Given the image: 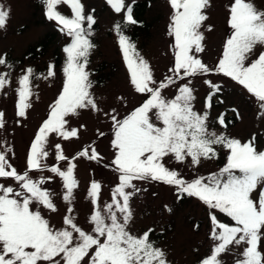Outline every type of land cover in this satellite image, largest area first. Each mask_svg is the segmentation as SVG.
Segmentation results:
<instances>
[{"label": "snow or ice", "instance_id": "6c2138e0", "mask_svg": "<svg viewBox=\"0 0 264 264\" xmlns=\"http://www.w3.org/2000/svg\"><path fill=\"white\" fill-rule=\"evenodd\" d=\"M45 16L54 21L70 38L63 48V86L50 105L47 118L39 126L26 156V169L18 171L8 159L11 148L0 151V180L11 179L16 187L0 183V264H168L165 253L152 242L148 231L133 235L128 225L132 219L130 199L139 189L134 181H157L173 186L180 194L194 197L209 209L210 237L214 242L199 264H222L220 257L230 246H244L236 264H264L258 249L264 241V151L258 150L255 137L247 142L209 130V109L220 86L211 80L204 83L210 93L202 111L195 110L192 77L222 74L254 98L260 118L264 119V11L250 0H233L228 8L230 34L214 68L206 65L199 54L204 51L201 28L208 19L205 10L209 0H169L172 13L168 34L173 37L174 63L171 75L157 81L150 65L136 51L134 43L124 34L126 26L136 25L133 9L125 0H106L117 14L123 12V23L114 25L118 45L127 67L130 84L145 100L122 119L112 115L115 150L111 164L115 166L118 184L112 191L111 203L101 208V185L93 181L88 189L92 212L88 218L90 231L75 222L69 206L62 227L55 228L40 209L57 211L52 193L43 187L45 177L33 179L32 172H50L62 181V199L71 205L78 182L76 165L64 154L60 144L55 147V160L67 162L66 169L43 163L49 152V138H78V130L69 127L68 117L81 110L100 111L92 93L93 81L87 70L94 44L91 41L93 15L87 14L81 0H42ZM66 5L70 15L57 10ZM9 11L0 6V29L6 27ZM210 30V29H209ZM259 46L260 50L256 49ZM255 56L254 59H250ZM0 66L11 67L0 57ZM48 66L43 79L55 76ZM36 78L27 68L18 79L16 115L24 117L30 107L31 83ZM186 83H178L185 81ZM9 83L7 74H0V90ZM175 88L173 97L166 89ZM226 117L220 114L217 123L226 128ZM4 113L0 112V128ZM217 147L227 150L226 163L218 172L196 176L191 180L168 168L164 163L171 156L177 163L190 158L192 166L203 159L217 157ZM78 157L98 160L94 147L85 148ZM74 157L73 159H75ZM47 179H52L48 177ZM132 189V191H127ZM36 205V210H33ZM216 213L229 218L222 222Z\"/></svg>", "mask_w": 264, "mask_h": 264}, {"label": "rangeland", "instance_id": "374dc122", "mask_svg": "<svg viewBox=\"0 0 264 264\" xmlns=\"http://www.w3.org/2000/svg\"><path fill=\"white\" fill-rule=\"evenodd\" d=\"M87 14L93 15L91 41L94 48L89 56L87 70L93 81L91 93L100 109L81 110L79 115L68 117L69 127L78 130V138L64 140L56 135L49 138L48 158L43 161L49 167L59 166L66 169L67 162L55 160V145L60 144L64 154L76 165L74 176L78 187L74 190L71 205L62 199L64 189L59 177L50 172H32L35 180L45 177L44 188L52 193L57 211L41 208L40 211L51 226L62 227L63 217L68 214L70 206L75 222L85 231H90L88 218L92 204L88 197L90 184L95 181L101 185L99 206L111 203L112 191L118 184V173L111 164L115 150L111 146L114 138L112 115L122 119L131 110L139 106L145 96L134 91L130 84L129 73L118 45L114 25L123 23V12L117 14L106 0H81ZM233 0H209L205 13L208 19L201 31L204 34V51L199 54L202 61L214 68L222 52V46L230 28L227 25L228 8ZM260 11H264V0H250ZM133 7L143 3L144 6L133 10L134 19L141 20L142 25L124 28V34L134 43L136 51L151 67L157 81L171 75L168 71L174 63L173 37L168 34L172 9L169 0H125ZM0 6L9 11L6 27L0 29V57L6 59L11 67L0 66V74H7L9 83L0 90V112L4 113V127L0 128V151L11 148L8 159L18 170L26 169V156L31 141L39 126L47 118L50 105L55 101L63 86V67L66 56L63 48L70 43V38L62 33L54 21L45 16L42 0H0ZM57 10L70 15L66 5H58ZM210 29V30H209ZM260 50L259 46L256 51ZM255 56L250 59H254ZM54 67L55 76L48 79V66ZM27 68L33 69L35 77L31 83L32 96L26 115H16L18 100V79ZM191 87L196 97L195 110L202 111L205 98L210 89L204 83L211 80L220 86V91L212 99L209 111V130L224 133L230 138L247 142L255 137L258 150L264 151V119L260 118L258 105L242 86L222 74L211 73L207 76L190 78ZM180 81L178 83H186ZM166 97H173L175 88L164 90ZM224 114L225 122L233 121L231 127H221L217 117ZM94 147L99 154L98 160L78 157V153ZM76 157L75 159H73ZM227 150L217 147V157L203 159L198 166H192L190 158L177 163L171 156L163 163L170 169L178 171L182 178L191 180L196 176H207L218 172L226 163ZM52 177V179H47ZM5 186L16 187L11 180H0ZM136 191L130 199L132 219L128 225L133 235L142 234L149 229L154 245L166 255L168 264H199L213 241L210 237L211 222L209 209L194 197L180 194L173 186L162 182L145 180L134 181ZM127 191H132L128 189ZM36 210V205H33ZM222 222L225 218L216 213ZM244 246H230V250L220 259L222 264H236L238 254ZM264 254V241L258 249Z\"/></svg>", "mask_w": 264, "mask_h": 264}, {"label": "trees", "instance_id": "16d2710c", "mask_svg": "<svg viewBox=\"0 0 264 264\" xmlns=\"http://www.w3.org/2000/svg\"><path fill=\"white\" fill-rule=\"evenodd\" d=\"M143 6H144V10H145V4L143 5V3H141V4H139V5H134V6L132 7V9H133V10H135V9H139V8H142ZM137 21H138V23H137L138 26L142 25V23L140 22L141 20H137ZM128 27H129V26H126V28H128ZM226 124H227L228 127H231V126H233V121L228 122V123H226ZM221 215L225 218V220H226L229 224L232 223V222L230 221L229 218L225 217L223 214H221Z\"/></svg>", "mask_w": 264, "mask_h": 264}]
</instances>
